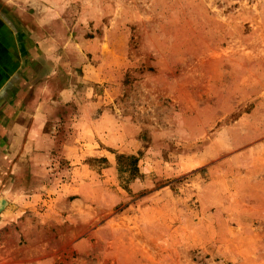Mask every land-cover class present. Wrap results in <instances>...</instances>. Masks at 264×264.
I'll list each match as a JSON object with an SVG mask.
<instances>
[{"label": "rangeland", "instance_id": "rangeland-1", "mask_svg": "<svg viewBox=\"0 0 264 264\" xmlns=\"http://www.w3.org/2000/svg\"><path fill=\"white\" fill-rule=\"evenodd\" d=\"M0 264H264V0H0Z\"/></svg>", "mask_w": 264, "mask_h": 264}, {"label": "bare ground", "instance_id": "bare-ground-1", "mask_svg": "<svg viewBox=\"0 0 264 264\" xmlns=\"http://www.w3.org/2000/svg\"><path fill=\"white\" fill-rule=\"evenodd\" d=\"M7 204L8 203L6 202V200L1 199L0 200V211H2L4 208H6Z\"/></svg>", "mask_w": 264, "mask_h": 264}]
</instances>
